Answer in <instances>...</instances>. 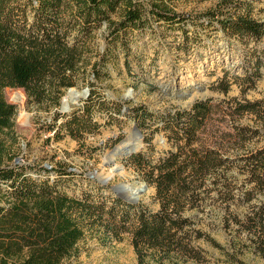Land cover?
<instances>
[{
    "label": "trees",
    "instance_id": "16d2710c",
    "mask_svg": "<svg viewBox=\"0 0 264 264\" xmlns=\"http://www.w3.org/2000/svg\"><path fill=\"white\" fill-rule=\"evenodd\" d=\"M175 1L178 0H0V198L6 199V205H0V264H79L78 243L86 232L95 230L115 240L129 234L139 256L138 264L144 263V254L150 250L158 252L162 259L172 256L180 262L202 261L203 250L192 239L193 222L184 212L205 203H249L255 194L264 192V145L214 165L215 169L224 168L225 174L214 178L212 188L201 177L202 161L192 146L199 140L197 134L205 128L212 111L207 100L196 101L189 111L160 115L162 128L176 145L175 151L156 162L140 153L131 156L143 180L155 190V211L103 195V187H98L95 194L70 196L62 190L74 175L68 168L41 167L33 177L32 167L13 163L17 157L15 107L4 99L3 90L21 88L30 101L56 103L60 90L74 86L80 79L85 81L87 56L92 51L90 44L96 29L107 24L108 45L121 49L127 57L129 48L121 43V33L144 32L150 20L178 23V27L185 22L188 17L169 6ZM232 4L233 0H220L204 16L215 21L229 38L245 41V45L264 40V20L236 14V6L232 12H222L221 8H232ZM114 15H118L117 21L112 19ZM107 52L109 48L92 64L87 78L89 87L93 86L91 79L100 77V64L105 65ZM255 64L259 74L263 59L256 57ZM250 79L240 80H248L242 91L249 88L246 84L252 83ZM229 87L230 83L222 79L215 89L227 93ZM88 96L89 102L93 92ZM92 109L93 105L88 104L83 113L75 111L62 116L64 122L58 130H65L74 140L97 132ZM125 110L120 108L117 112ZM129 112L137 129L146 127V120L153 116L142 106ZM246 112L262 118L264 99L245 101L233 109L239 115ZM55 126L54 122L51 129ZM233 130V134L226 135L241 145L259 133L258 129L243 126ZM233 170L236 174H231ZM50 173L55 178L51 179ZM249 208L236 222L248 235L247 247L264 261V201ZM227 259L226 264H246L235 254H228Z\"/></svg>",
    "mask_w": 264,
    "mask_h": 264
},
{
    "label": "rangeland",
    "instance_id": "374dc122",
    "mask_svg": "<svg viewBox=\"0 0 264 264\" xmlns=\"http://www.w3.org/2000/svg\"><path fill=\"white\" fill-rule=\"evenodd\" d=\"M219 2L178 0L169 4L176 13L188 17L185 22L178 27V23L172 25L150 20L144 32L121 33V43L129 48L127 57L121 49L108 45L109 31L107 24L103 23L92 36V51L87 56L83 75L85 81L80 79L74 86L60 90L56 94V103L50 100L37 104L30 101L21 88H5L4 99L15 107L13 130L17 157L13 163L32 167L30 174L33 177L41 167L68 168L74 175L70 176V181L62 190L70 196L79 197L86 192L95 194L98 187H103L100 192L103 195L118 197L112 191V188H117L124 197L128 188H138L136 195H132L136 197L135 204L155 211L158 209L155 190L143 180L131 156L140 153L145 159L156 162L175 151L176 145L162 128L160 115L189 111L196 101L207 100L212 111L205 128L197 134L199 140L192 147L197 149L202 161L201 177L212 188L214 178L225 174L224 168L215 169L214 165H222L223 161L232 160L236 154L264 145V112L261 116L263 119L247 112L242 115L233 113L239 103L264 99V40L245 45V41L231 39L223 33L215 21L204 16L214 10ZM232 6L221 10L233 11L236 6V14L264 20V0H233ZM112 19L117 21L118 15ZM106 48H109V52L105 65L100 64V77L91 79L93 86L89 87L87 80L92 72V64ZM256 57L263 59L259 74L255 72ZM246 77H251L252 83H247L249 88L242 91L248 80H240ZM222 79L230 83L227 93L215 89ZM88 88V95L91 91L94 94L89 102V96L84 97V91ZM71 91L81 98H68ZM19 92L23 94L21 103L14 100ZM64 99L70 100L66 113L62 109ZM88 104L93 105L92 118L98 126L97 132L74 140L65 130H58L64 122L62 116H69L75 111L83 113ZM139 106L153 115L146 120V127L138 129L141 146L129 155H116L113 161L108 162L107 157L113 149L133 133L136 123L129 110ZM120 108L126 110L118 113ZM21 111L27 114L24 122L19 120ZM56 115L60 116L55 121ZM54 122L56 126L51 129ZM237 126L258 129L259 133L241 145L226 135V132L233 134V127ZM107 173L112 175L107 176L106 185L100 184L98 179H104L106 176L103 174ZM232 173L236 174V171ZM49 176L55 178L54 173ZM240 180L238 178L237 186ZM215 193L212 191V195ZM261 201H264V192L255 194L249 203L237 200L229 204L205 203L198 209L184 212L193 222L192 239L203 250L202 261L180 262L172 256L162 259L158 252L150 250L144 254L143 264H226L228 254H235L239 261L246 264H264L263 259L247 247L250 244L248 235L236 222L249 211L250 206ZM0 205H6L5 198H0ZM237 215L239 217H233ZM78 246L79 264H138L139 261L131 236L127 233L120 240H115L101 230L86 232Z\"/></svg>",
    "mask_w": 264,
    "mask_h": 264
},
{
    "label": "bare ground",
    "instance_id": "6f19581e",
    "mask_svg": "<svg viewBox=\"0 0 264 264\" xmlns=\"http://www.w3.org/2000/svg\"><path fill=\"white\" fill-rule=\"evenodd\" d=\"M22 96L23 94L21 92L16 93L14 96V100L17 103H21L22 102ZM68 98H74L78 96V99L81 98V96L79 94H77L75 91H71L70 94L68 95ZM67 103H70V100H67ZM27 118V114L23 111H21L20 115H19V120L20 122H24ZM141 146V139L139 136L134 135L133 133H130L129 135H127L126 139L117 147H115L113 149V151L111 152V154L108 155L107 157V161L111 162L114 160L115 156H122V155H129L132 153V151H136L139 149V147ZM112 173H107V174H103V176H111ZM138 188L135 187H130L127 189L126 191V197H130L132 195H134L136 193Z\"/></svg>",
    "mask_w": 264,
    "mask_h": 264
},
{
    "label": "water",
    "instance_id": "95a60500",
    "mask_svg": "<svg viewBox=\"0 0 264 264\" xmlns=\"http://www.w3.org/2000/svg\"><path fill=\"white\" fill-rule=\"evenodd\" d=\"M88 92H89L88 89L84 91V95H85L84 97H86L88 95ZM62 109H63L64 113L68 112V104H67V101L65 99H64V102H63V105H62ZM132 132H133V134H135V135H137V136H139L141 138V134H140V132H139V130L137 129L136 126L133 127V131ZM132 152H134V150ZM107 181H108L107 177H105L104 179H101V180L98 179V182L100 184H102V185H106ZM142 190H138V192H142ZM112 191L119 198H121L123 201H125L127 203H129V204H135L136 203V197L135 196H130V197L124 196L123 197V196L120 195V190L117 189V188H112ZM134 195H136V194H134Z\"/></svg>",
    "mask_w": 264,
    "mask_h": 264
}]
</instances>
